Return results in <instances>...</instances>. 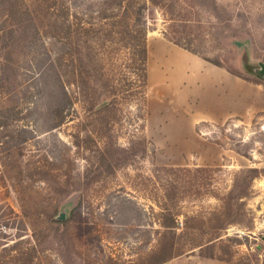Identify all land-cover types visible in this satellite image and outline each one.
<instances>
[{
    "label": "rangeland",
    "instance_id": "obj_1",
    "mask_svg": "<svg viewBox=\"0 0 264 264\" xmlns=\"http://www.w3.org/2000/svg\"><path fill=\"white\" fill-rule=\"evenodd\" d=\"M5 1L0 0V264H144L162 231L155 220L159 208L173 215L175 232L183 233L176 254L161 264H264V112L218 124L202 121L219 109L211 75L200 73L184 54L189 52L163 38L154 10L145 35L144 98L113 54L106 70L110 87L93 95L96 103L115 95L114 118L102 134L77 136L89 104L73 101L75 90L62 89L52 66L58 46L48 33L50 13L60 0H12L21 13L17 20L6 18ZM89 2L97 0H64L71 9ZM179 5L186 26L180 34L191 40L194 56L216 59L264 88L257 75L258 63L264 64V0ZM63 91L70 99L63 114L73 120L54 128ZM106 146L111 149L96 168ZM245 168L263 173L242 199L240 223L220 232L208 258V250L191 248L190 235L206 237L217 199ZM16 187L36 206L53 201L64 218L72 210L68 230L46 226L35 239Z\"/></svg>",
    "mask_w": 264,
    "mask_h": 264
},
{
    "label": "trees",
    "instance_id": "obj_2",
    "mask_svg": "<svg viewBox=\"0 0 264 264\" xmlns=\"http://www.w3.org/2000/svg\"><path fill=\"white\" fill-rule=\"evenodd\" d=\"M11 1H5V4H8L6 18L17 20L21 17V13ZM179 6V0H97L96 3L89 2L84 8L74 6L72 9L64 3V0L52 3L50 13L52 21L48 33L52 37V42L58 46L52 61L56 81L62 89L71 86L75 90L73 101L83 103V105L89 104L85 108L84 117L87 123L79 122L77 124V136L78 132L86 138L102 134V129L106 130L107 125L114 118L115 95L111 93L110 97L107 96V101L99 103H96L98 96L93 95L96 88L99 92H107L110 87L108 85L107 71L109 69L107 66L109 63L107 60L113 54L119 61V69L129 70L134 75L135 87L138 88L135 94H138L139 98H144L147 77L145 35L149 30L148 21L155 22L154 10H158L161 16L160 33L163 38L171 44L197 55L190 49L191 40L181 37L180 30L183 31L186 26L179 17ZM92 53H94L93 55L100 54V59L93 58ZM199 57L204 62L223 69L234 77L258 85V83L223 68L216 59ZM98 64L102 73L97 70ZM61 104V108L54 111V128L73 120L71 116L63 114L66 105L70 104V99L65 91L61 95ZM65 116L68 117L66 121ZM110 149L109 146L104 147L101 152L102 156L100 158L97 156L96 168L102 164L103 156ZM55 170L59 171V167ZM261 172L263 173V169L245 168L236 173L230 189L222 198L217 199L219 203L217 210L212 212L208 219L209 233L204 238L197 237L195 233L190 235L188 242L192 249H198L199 252L208 250L207 257H212L211 250L214 242L221 240L220 232L227 229L228 226H236L240 223L243 217L242 199L248 196L252 181ZM17 174L19 173L14 175ZM16 186H20V183H16ZM16 188L21 214L32 228V236L35 239L46 229V226L53 225L55 229L61 227L63 232L68 230L72 222V210L62 221L56 220L55 217L58 215L56 203L41 200L40 206H36L25 198L24 190L21 187ZM33 206L36 211H33ZM155 220L162 231L157 233L156 246L145 256L144 264H161L169 260L176 254L177 240L183 235V233L175 232V219L168 210L159 208V211L155 213ZM262 240L264 241V237Z\"/></svg>",
    "mask_w": 264,
    "mask_h": 264
},
{
    "label": "crops",
    "instance_id": "obj_3",
    "mask_svg": "<svg viewBox=\"0 0 264 264\" xmlns=\"http://www.w3.org/2000/svg\"><path fill=\"white\" fill-rule=\"evenodd\" d=\"M184 54L196 62L200 73L211 75V89L215 91L213 100L219 109L211 117H203L202 121L218 124L229 118H245L256 112H264V88L236 78L194 55Z\"/></svg>",
    "mask_w": 264,
    "mask_h": 264
},
{
    "label": "water",
    "instance_id": "obj_4",
    "mask_svg": "<svg viewBox=\"0 0 264 264\" xmlns=\"http://www.w3.org/2000/svg\"><path fill=\"white\" fill-rule=\"evenodd\" d=\"M258 68L259 70L257 71V75L263 77L264 79V64L263 63H258ZM64 219V216L62 213H59L58 216L56 217V220L62 221Z\"/></svg>",
    "mask_w": 264,
    "mask_h": 264
}]
</instances>
